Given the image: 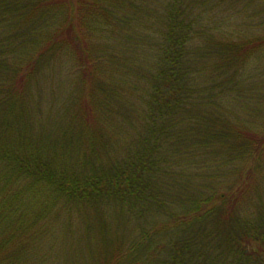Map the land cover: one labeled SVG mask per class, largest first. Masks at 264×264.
<instances>
[{
    "label": "trees",
    "instance_id": "obj_1",
    "mask_svg": "<svg viewBox=\"0 0 264 264\" xmlns=\"http://www.w3.org/2000/svg\"><path fill=\"white\" fill-rule=\"evenodd\" d=\"M105 2L0 0V264H264V109L238 91L264 35L226 34L233 0Z\"/></svg>",
    "mask_w": 264,
    "mask_h": 264
},
{
    "label": "rangeland",
    "instance_id": "obj_2",
    "mask_svg": "<svg viewBox=\"0 0 264 264\" xmlns=\"http://www.w3.org/2000/svg\"><path fill=\"white\" fill-rule=\"evenodd\" d=\"M109 1L114 3L115 0H109ZM104 2L105 0H100V3H102V5L104 4ZM224 9L225 7L222 6L216 8L214 11L216 13L215 17L218 18L217 19L218 23L224 26L223 30L226 32L228 36L232 37L233 39H239L241 37H247V36L264 35V0H233V4L230 5V8L226 10ZM84 12L87 11L85 10ZM93 14L94 16H96V19L92 21L94 23H92L91 26L95 29H98L99 27L101 28V30L97 31L95 33V36L92 35V37L94 36V39L91 42V44L96 45L98 43L112 42L113 38L109 37L108 33L105 35H103L102 33L103 20H105L106 18H103L101 15H98L96 13ZM50 15L52 18L50 20V23L53 20V23H55L54 26L61 23L65 17L63 13H60V15L58 16L55 14H50ZM89 17L90 19L92 18L91 15H89ZM108 20L116 21L113 20L111 16ZM82 29L85 34L87 32L86 28L82 27ZM100 33H101V37L98 36V34ZM37 43L38 40L36 38H31L28 46H32ZM109 49H112L110 45H109ZM49 59L47 60L49 61L47 64H50ZM247 68L248 71H247L246 80L247 83L249 84H246L245 81L243 80V82L240 83V85L242 84L243 85L242 87H238V91H258L259 95L262 97L259 106L262 109H264V52L260 53V57L255 58L252 64L249 65ZM244 76H246V74ZM38 83H40L39 76L36 75V77L33 78L32 86L36 89ZM67 84H68V80L62 77L60 79V87L56 88L54 86V91H68L69 87H72L73 90H75L76 87L77 90L79 91V87L76 84L68 87ZM42 87L43 88L40 91H47L46 89H44L45 85H43ZM117 91L119 90L117 89ZM61 257H62L61 252L55 253L54 251L52 252L50 257L47 260H45L42 264H62ZM77 263L81 264L80 262ZM77 263L75 262V260H73L71 264H77Z\"/></svg>",
    "mask_w": 264,
    "mask_h": 264
}]
</instances>
